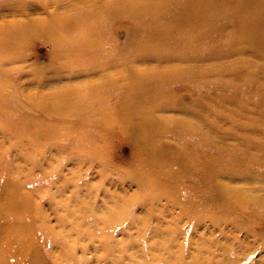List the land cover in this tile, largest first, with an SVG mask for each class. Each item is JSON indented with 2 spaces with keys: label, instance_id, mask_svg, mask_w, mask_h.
Listing matches in <instances>:
<instances>
[{
  "label": "rangeland",
  "instance_id": "rangeland-1",
  "mask_svg": "<svg viewBox=\"0 0 264 264\" xmlns=\"http://www.w3.org/2000/svg\"><path fill=\"white\" fill-rule=\"evenodd\" d=\"M44 1L36 0L34 5L37 6L27 7L25 15H10L7 10L0 9V23L45 18L52 9L49 4L43 7ZM156 1L150 0V3ZM28 3L29 0H24L25 5ZM114 9L115 16L122 15L118 14L121 10L118 6ZM106 15L108 20L103 23L101 35L106 41L103 40L104 46L101 45L97 57L104 60L88 65L96 69L91 73L74 72L66 67L67 64L53 61L51 49L40 35L26 41L22 61L6 65L0 62L2 77L10 81L0 93L8 98L12 107L11 113L5 116L11 121L9 136L0 131V191L8 179L15 183L17 196L28 199L24 222L33 240L30 247L40 252L44 264H264V173H239L219 179L228 189L241 191L247 211L255 212L249 218L241 208L234 210L230 204L223 205L211 199V186L198 187L195 177H199V167L192 165L191 170L183 171L175 165L181 145L188 146L185 143L188 142L191 144L189 153L194 156L193 164L202 156L200 164L209 159L230 168L245 166L229 164L240 162L237 156L240 146L232 160L228 153L224 154L229 161L226 164H220L219 148L236 145L231 139L233 136L227 133L232 128L234 135L245 141H264L260 127L249 131L242 126V122L251 119L260 125L259 112L264 111V107H257L254 97H250L252 93L245 91L251 84L240 85L242 90L236 95L229 93L230 88L215 91L214 99L227 94L233 96L235 104L210 105L201 112L204 122L199 123L180 118L183 110L196 109L195 99L199 95L186 82L169 83L166 88L182 109L162 111L157 115L180 118L178 120L187 121L191 127L177 133L166 130L159 135L160 148L167 161L158 168L142 163L135 152V142L128 134L120 133L117 128L108 129L106 123L96 119L109 110L118 113L117 99L107 108L93 111L95 116H81L78 129L75 124L72 128L69 125L76 117L56 112L48 115L33 106V99H36V106L46 105L45 98L53 90L77 89L86 83L114 80L136 69L146 70L151 82L156 81L161 71L172 74L187 64L178 59L147 57L134 58L132 64L125 67V61L114 54L122 50L131 56L130 52L139 47L131 43L128 19L112 21L107 12ZM132 31L138 34L143 26L137 24ZM237 59L263 64V59L254 57L251 52L237 53L224 62ZM219 61L199 64L212 65ZM59 66L64 70L57 72ZM258 89L255 82L253 96L256 97ZM34 94L36 98H32ZM75 99L79 102V98ZM246 100L250 102L244 103ZM228 111L240 114L234 124L222 117ZM22 116L51 123L61 132L59 139L34 144L20 133L15 135L13 121L18 122ZM208 131H213L212 138L206 136ZM259 169L264 171V166ZM155 178L158 183L154 186L152 179ZM215 191L220 192L218 186ZM258 206L262 207L260 212H256ZM6 223L10 226L12 220L9 218ZM9 263L16 264L13 259H9Z\"/></svg>",
  "mask_w": 264,
  "mask_h": 264
},
{
  "label": "bare ground",
  "instance_id": "bare-ground-1",
  "mask_svg": "<svg viewBox=\"0 0 264 264\" xmlns=\"http://www.w3.org/2000/svg\"><path fill=\"white\" fill-rule=\"evenodd\" d=\"M29 1L33 5H25L24 0H0V9L7 10L10 15H25L27 7L37 6L34 5L36 0ZM46 5L52 10H49L45 18H24L0 23V62L6 65L22 61L20 58L27 45L26 41L32 36L40 35L49 45L53 61L58 60L60 65L67 64L66 67L74 72L82 70L83 73H91L96 69L88 65L104 60L97 57L100 55L101 45L104 46L106 41L101 35L104 33V22L108 20L105 18L107 12L112 21L120 18L129 20L128 35L131 43L139 47L130 52L131 56L125 55L122 50L114 54L125 61V67L134 58L147 57L158 60L178 59L187 63L172 74L161 71L157 74L156 81H149L146 70L136 69L114 80L86 83L77 89L53 90L45 98L44 106H36V99L32 100L33 106L45 114L56 112L76 117L69 125L72 128L75 124L78 129L81 116H95L93 111L107 108L112 100L117 99L120 106L118 113L109 110L96 119L106 123L108 129L117 128L120 133L128 134L135 142V152L147 166L158 168L167 161L160 148L162 142L158 139L163 131L172 130L177 133L182 128L191 127L187 121L178 119L189 118L202 123L204 117L201 112L209 109L210 105L235 104L233 96L227 94L214 99L215 91L222 92L221 88L228 91L227 88H230L229 93L236 95L242 90L240 85L251 84V88L245 91L252 93L250 97H254L252 99L257 107H264V0H157L151 3L150 0H45L43 7ZM115 6L121 9L118 14L122 15H114ZM137 24L143 26V31L138 34L132 31ZM243 52H251L254 57L263 59V64L255 65L239 59L224 62ZM217 60L220 61L212 65L199 64ZM59 67L57 72L64 70V67ZM1 73L0 68V90L7 88L10 83ZM173 81L186 82L195 90L199 95L195 99L196 109L192 112L183 110L184 115L180 118L160 117L158 112L182 109L181 104L172 98L171 92L166 88ZM255 82L259 88L256 97L253 96ZM32 98H36L35 94ZM249 102L250 100L244 101L246 104ZM10 108L8 98L0 93V113H4V116L0 115V131L7 136L11 131V121L8 122L5 116L11 113ZM75 108L79 111L74 110ZM85 109L87 113H83L82 110ZM260 111L258 123L261 124H256L254 119L242 122L245 130L252 131L260 127L264 132V111ZM239 115L228 111L222 117L234 124ZM105 120L114 121L111 123L113 125ZM13 124L15 135L20 133L34 144L57 141L61 134L51 123L40 118L22 116L18 122L13 121ZM66 128L71 131V128L64 129ZM233 132L232 128L227 133L233 136L231 139L236 145L233 148H219L220 164L229 162L223 157L225 153L232 160L236 148L240 146L237 154L240 162L231 161L229 164L245 165L243 168H230L229 165H219L215 160L209 159L200 164L202 156L197 164H193L194 156L189 153L191 144L188 142H185L188 146L181 145L182 151L175 156V165L183 171L191 170L192 165L199 167V177H195L198 187L211 186V199L223 205L230 204L234 210L241 208L250 218L255 212L247 211L241 191L228 189L219 179L239 173H264L259 169L264 166V141H245ZM212 135L213 131L206 132L207 137L212 138ZM199 145L204 143L199 142ZM152 183L157 185V178L152 179ZM14 186L15 183L7 179L0 191V264H10L9 259H13L16 264H44L40 252L30 247L33 240L29 235V227L27 229L24 222V210L27 206L29 208V201L26 197L17 196ZM217 186L219 193L215 191ZM261 209L258 206L256 212ZM9 218L12 220L10 226L6 223Z\"/></svg>",
  "mask_w": 264,
  "mask_h": 264
}]
</instances>
